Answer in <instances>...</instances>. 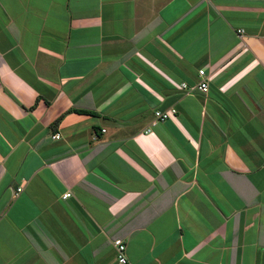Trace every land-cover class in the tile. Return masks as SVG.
I'll use <instances>...</instances> for the list:
<instances>
[{"label": "crops", "instance_id": "obj_1", "mask_svg": "<svg viewBox=\"0 0 264 264\" xmlns=\"http://www.w3.org/2000/svg\"><path fill=\"white\" fill-rule=\"evenodd\" d=\"M0 264H264V0H0Z\"/></svg>", "mask_w": 264, "mask_h": 264}, {"label": "built area", "instance_id": "obj_2", "mask_svg": "<svg viewBox=\"0 0 264 264\" xmlns=\"http://www.w3.org/2000/svg\"><path fill=\"white\" fill-rule=\"evenodd\" d=\"M197 73L198 75L202 76L198 79V81L196 82V88H198L199 90L204 91L206 89L207 83H206V77L204 76V71L202 68H198L197 69ZM182 86H184V84H181ZM175 112V108L174 107H168L166 109L163 110H154L153 114H154V120H162L166 117H168L169 115L173 114ZM154 122V121H153ZM52 137H57L58 135L52 134ZM20 190V186H17L15 188V192ZM69 192H64L62 196H68ZM113 245H114V250H115V255L117 260L120 263H124L126 261L125 256H124V243L122 241V239L120 238H114L113 239Z\"/></svg>", "mask_w": 264, "mask_h": 264}, {"label": "trees", "instance_id": "obj_3", "mask_svg": "<svg viewBox=\"0 0 264 264\" xmlns=\"http://www.w3.org/2000/svg\"><path fill=\"white\" fill-rule=\"evenodd\" d=\"M78 110H81V109H78Z\"/></svg>", "mask_w": 264, "mask_h": 264}]
</instances>
